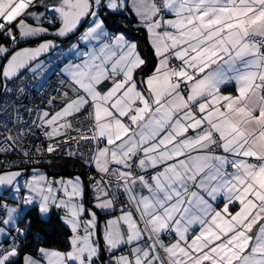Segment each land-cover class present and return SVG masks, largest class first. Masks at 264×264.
<instances>
[{
    "label": "snow or ice",
    "instance_id": "6c2138e0",
    "mask_svg": "<svg viewBox=\"0 0 264 264\" xmlns=\"http://www.w3.org/2000/svg\"><path fill=\"white\" fill-rule=\"evenodd\" d=\"M0 264H264V0H0Z\"/></svg>",
    "mask_w": 264,
    "mask_h": 264
},
{
    "label": "trees",
    "instance_id": "16d2710c",
    "mask_svg": "<svg viewBox=\"0 0 264 264\" xmlns=\"http://www.w3.org/2000/svg\"><path fill=\"white\" fill-rule=\"evenodd\" d=\"M121 17H124V16H121ZM109 20L111 22V28L112 29L119 30V31H126L127 34L129 36L133 37L134 39H139V40L143 41V31H138L137 28L134 27L133 21H128L127 22L128 25H125V24L123 25V24H116V21L113 19H109ZM58 66H59V64L54 65V67H56V68ZM47 80H50L59 86V84L54 82L52 79L49 78ZM47 80L44 81V84ZM37 83H38V81H37ZM55 161L56 162H54V163H56V164L60 163L58 167L60 169H62L63 171H66L67 173L73 172L72 167H74V165H73V164H75L74 161L67 160V159H56ZM81 171H82V169L79 167L77 172H81ZM32 215L34 216L35 213H33ZM50 225H51L52 231L48 234L49 241L50 242L59 241L61 239V231L62 230L58 226H56L53 221H50ZM33 230L36 231L37 229L34 228ZM42 234H44V233H42Z\"/></svg>",
    "mask_w": 264,
    "mask_h": 264
},
{
    "label": "crops",
    "instance_id": "0c3cea01",
    "mask_svg": "<svg viewBox=\"0 0 264 264\" xmlns=\"http://www.w3.org/2000/svg\"><path fill=\"white\" fill-rule=\"evenodd\" d=\"M121 16H123L122 14L121 15H119V16H110L109 17V19H113V20H115L116 21V24H125V25H128L127 24V22L128 21H133V24H134V22H135V17L133 16L131 19H128V18H126V17H121ZM135 27V26H134ZM135 28H137V27H135ZM137 30L138 31H143L142 29H140V28H137ZM64 46L66 47L67 46V42H65V44H64ZM57 51H59V49L57 50ZM49 55V57H51L52 55H54V54H52V53H50V54H48ZM44 57H42V59H43ZM60 66V65H59ZM58 66V67H59ZM57 67V68H58ZM42 78L44 79V80H47V79H52L54 82H56L57 84H59V78H60V76H59V73H58V71H49V72H46V73H44V75L42 76ZM43 80V81H44ZM38 83H39V80H38ZM228 91H232V88L231 87H229L228 89H227ZM54 162H56V161H54ZM54 162H52L51 164H49L47 167L46 166H41V168H45V169H47L48 170V172H49V174L50 175H52V174H59V175H62V176H70V175H72V174H74V171H77L78 170V166L76 165V164H73L74 165V167H72V173H67L66 171H63L62 169H60L58 166H59V164L60 163H54ZM51 221H53L54 223H55V225L56 226H58L62 231H63V229H62V226H60L59 225V222H58V220L56 219V214L55 213H53V216H52V219H51Z\"/></svg>",
    "mask_w": 264,
    "mask_h": 264
},
{
    "label": "built area",
    "instance_id": "2783aa9c",
    "mask_svg": "<svg viewBox=\"0 0 264 264\" xmlns=\"http://www.w3.org/2000/svg\"><path fill=\"white\" fill-rule=\"evenodd\" d=\"M34 83H37L34 82ZM59 86L56 85L55 83H53L52 81L50 80H47L44 84V89L43 90H39V91H50L52 95H55V91H52V89L54 88H58ZM40 100V96L38 95V90L37 89H31L29 92H28V101H36V102H39ZM43 106V105H41ZM56 159H59V158H56ZM53 160L55 159H52L51 162L49 163L48 160H44L40 165L41 166H48L49 164H51L53 162ZM21 167H23V165H21Z\"/></svg>",
    "mask_w": 264,
    "mask_h": 264
},
{
    "label": "rangeland",
    "instance_id": "374dc122",
    "mask_svg": "<svg viewBox=\"0 0 264 264\" xmlns=\"http://www.w3.org/2000/svg\"><path fill=\"white\" fill-rule=\"evenodd\" d=\"M43 80H44V79H43L42 77L39 78V82H43V83H44L45 80H44V81H43ZM55 160H56V159H55ZM55 160H53V162H54ZM39 167H41V165H39Z\"/></svg>",
    "mask_w": 264,
    "mask_h": 264
},
{
    "label": "water",
    "instance_id": "95a60500",
    "mask_svg": "<svg viewBox=\"0 0 264 264\" xmlns=\"http://www.w3.org/2000/svg\"><path fill=\"white\" fill-rule=\"evenodd\" d=\"M74 173H77V171H74Z\"/></svg>",
    "mask_w": 264,
    "mask_h": 264
},
{
    "label": "clouds",
    "instance_id": "9594fccd",
    "mask_svg": "<svg viewBox=\"0 0 264 264\" xmlns=\"http://www.w3.org/2000/svg\"><path fill=\"white\" fill-rule=\"evenodd\" d=\"M47 167V166H46Z\"/></svg>",
    "mask_w": 264,
    "mask_h": 264
}]
</instances>
